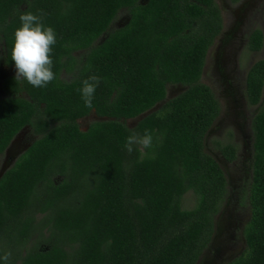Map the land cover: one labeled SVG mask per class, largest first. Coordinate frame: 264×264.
<instances>
[{
    "label": "trees",
    "instance_id": "16d2710c",
    "mask_svg": "<svg viewBox=\"0 0 264 264\" xmlns=\"http://www.w3.org/2000/svg\"><path fill=\"white\" fill-rule=\"evenodd\" d=\"M122 8L128 19L109 28ZM24 12L56 33V79L45 88L15 74L1 81L0 156L25 125L35 137L0 175V257L10 252L7 264H196L228 192L223 169L204 149L220 112L201 80L222 27L215 0H0V65H15L14 32ZM261 44L257 27L248 45ZM92 75L101 82L89 109L80 89ZM176 82L185 88L146 111ZM263 87L259 57L244 89L247 103L258 105L245 247L224 264H264ZM90 111L102 118L81 129L77 119ZM143 112L133 126L125 123ZM145 132L152 146L129 153L127 137ZM214 143L227 160L236 157L233 141ZM188 190L195 204L184 208Z\"/></svg>",
    "mask_w": 264,
    "mask_h": 264
},
{
    "label": "rangeland",
    "instance_id": "374dc122",
    "mask_svg": "<svg viewBox=\"0 0 264 264\" xmlns=\"http://www.w3.org/2000/svg\"><path fill=\"white\" fill-rule=\"evenodd\" d=\"M143 1V0H141ZM145 1V0H144ZM222 16L221 32L208 49L201 80L207 83L220 102V112L204 137V149L218 161L227 180V195L214 215V232L208 246L196 264H224L239 254L245 247L243 226L250 216L248 192L251 180L252 128L251 120L258 105H249L244 95L245 74L249 66L259 57L264 58V0H215ZM128 19L122 8L112 20L109 28L118 26ZM258 27L263 31L262 44L257 51L246 47L249 32ZM102 35L98 37L100 40ZM0 42V52H1ZM77 54L82 50L76 51ZM8 74H16L15 65H0L1 81ZM62 78L71 74L62 72ZM185 88L181 83H167L166 96L150 109ZM264 94V87H263ZM127 118L125 123L133 126L144 114ZM102 117L90 111L77 119L79 127L86 129L89 123ZM35 137L30 126L25 125L14 136L10 145L0 156V169L10 162L12 155L22 151ZM231 140L237 146L236 157L229 161L216 148L214 140ZM195 204V195L186 191L181 198L184 208Z\"/></svg>",
    "mask_w": 264,
    "mask_h": 264
},
{
    "label": "clouds",
    "instance_id": "9594fccd",
    "mask_svg": "<svg viewBox=\"0 0 264 264\" xmlns=\"http://www.w3.org/2000/svg\"><path fill=\"white\" fill-rule=\"evenodd\" d=\"M20 26L14 32L11 60L15 64V81L23 80L35 88H45L56 79L53 71V46L56 44V33L53 28L46 27L41 18L31 12H24L19 17ZM101 77L92 75L82 82L80 89L85 106L93 107L92 100ZM134 145L142 148L152 146V136L145 132L143 136L135 133L126 139L125 148L131 153ZM11 253H5L0 260L7 264Z\"/></svg>",
    "mask_w": 264,
    "mask_h": 264
},
{
    "label": "flooded vegetation",
    "instance_id": "af4514ba",
    "mask_svg": "<svg viewBox=\"0 0 264 264\" xmlns=\"http://www.w3.org/2000/svg\"><path fill=\"white\" fill-rule=\"evenodd\" d=\"M232 2H237L238 0H231ZM221 18H222V16H221ZM222 26H223V24H222ZM255 28H257V27H254L250 32H249V34H248V40H247V42H246V47L249 49V51H257V49H252V48H250L249 47V42H250V38H251V33H252V31L255 29ZM221 29H222V27H221ZM221 29H220V31H219V33L221 32ZM262 31V30H261ZM218 33V34H219ZM217 34V35H218ZM217 35L215 36V38L217 37ZM262 38H263V31H262ZM212 45V44H211ZM210 45V46H211ZM210 46H209V48H210ZM208 48V49H209ZM207 52H208V50H207ZM206 55H207V53H206ZM205 60H206V57H205ZM205 64V63H204ZM204 67V66H203ZM203 72V71H202ZM247 72V71H246ZM245 76H246V74H245ZM176 83H178V82H176ZM244 89H245V81H244Z\"/></svg>",
    "mask_w": 264,
    "mask_h": 264
},
{
    "label": "water",
    "instance_id": "95a60500",
    "mask_svg": "<svg viewBox=\"0 0 264 264\" xmlns=\"http://www.w3.org/2000/svg\"><path fill=\"white\" fill-rule=\"evenodd\" d=\"M11 141H12V140H11ZM10 143H11V142H10ZM10 143H9V145H10ZM9 145H8V146H9ZM28 145H29V144H28ZM28 145H27V146H28ZM8 146H7V147H8ZM27 146H26V147H27ZM26 147H25V148H26ZM6 149H7V148H6ZM6 149H5V150H6ZM18 153H19V152H18ZM18 153H17V154H18ZM17 154L12 155V158H11L10 162L7 163V165L4 166V168L0 169V175H1L2 172H3V171H4V170H5V169H6V168L12 163L13 159L16 157Z\"/></svg>",
    "mask_w": 264,
    "mask_h": 264
}]
</instances>
